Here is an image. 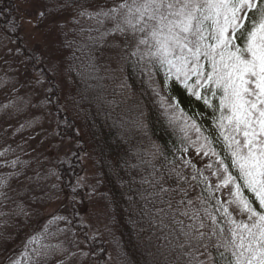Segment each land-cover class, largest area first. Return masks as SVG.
I'll use <instances>...</instances> for the list:
<instances>
[{
	"label": "trees",
	"instance_id": "1",
	"mask_svg": "<svg viewBox=\"0 0 264 264\" xmlns=\"http://www.w3.org/2000/svg\"><path fill=\"white\" fill-rule=\"evenodd\" d=\"M36 4L43 17L49 16L51 23L59 25L57 40L48 54L25 45L15 0H0V33L8 42L11 64L21 72L20 86L28 85L39 99L47 134L60 142L74 143L52 170L55 183L69 197V229L80 236L91 257L101 259L109 250L115 264H203L206 256L215 258L216 264H228L230 256L221 258L214 247L206 252L196 241L180 234L179 226L172 221L175 215L177 221H184L187 230L192 220L181 216L177 206L183 199L181 210L190 207L187 201L192 190L199 192V198L203 185L190 186L196 184L192 174L199 168L191 157L188 134L181 131L183 121L170 122L165 106L174 98L179 106L177 114L182 112L189 125L195 121L203 135L215 139L211 109L174 79L162 96L155 95L154 87L160 85L163 89V73L151 69L153 78L149 80L147 61L143 65L135 62L142 53L139 50L125 51L115 63L104 59L103 42L107 39L93 23H101L103 17L96 13L113 7L115 0H36ZM81 11L88 14L80 15ZM2 79L0 76V83ZM4 91L0 90V103L9 94ZM9 125V118L0 116V153H5L0 156V178H5L8 185L0 188V235L8 231L6 216L13 203L10 195L22 172L20 155L13 153L6 142ZM85 153L94 171L92 191L102 207V237L88 235L81 220L86 188L81 181L84 171L80 158ZM16 160L19 163L13 167L11 162ZM177 172L181 173L179 182ZM161 186L169 192L161 193ZM184 189L187 196L183 195ZM194 205L200 207L198 201ZM47 229V238L33 233L18 245L4 249L2 253H8L3 264H8L10 257L22 260L35 248L43 250L42 246H47L48 252L53 250L55 238L61 234ZM32 236L39 237L36 243L30 241ZM25 242L27 249L23 247ZM44 258H39L41 264L47 260Z\"/></svg>",
	"mask_w": 264,
	"mask_h": 264
},
{
	"label": "snow or ice",
	"instance_id": "2",
	"mask_svg": "<svg viewBox=\"0 0 264 264\" xmlns=\"http://www.w3.org/2000/svg\"><path fill=\"white\" fill-rule=\"evenodd\" d=\"M96 16L112 20L121 35L141 33L136 47L143 45L144 51L135 62L147 61L149 80L151 69L162 71L164 77L163 89H152L155 95L162 96L174 79L211 109L215 139L203 135L195 121L189 125L182 112L177 114L174 98L165 106L170 122L183 121L185 136L189 127L196 132L192 143L198 155L209 158L205 168L211 172V177L201 169L193 172L196 184L190 186L203 185L200 207L188 200L190 207L181 210L185 201L179 202V214L192 220L185 230L184 221L172 216L180 234L206 252L214 247L221 258L230 256L228 264H264V0H115L113 7ZM176 175L179 182L181 173ZM7 186L0 178V188ZM160 192L169 190L161 186ZM183 195H188L187 189ZM168 206L172 208L171 201ZM47 234L45 228L40 235ZM38 239L30 237L32 243ZM23 247L27 249L28 242ZM42 248L24 254L22 260L10 257L8 264H41L39 258L48 254L47 246Z\"/></svg>",
	"mask_w": 264,
	"mask_h": 264
},
{
	"label": "rangeland",
	"instance_id": "3",
	"mask_svg": "<svg viewBox=\"0 0 264 264\" xmlns=\"http://www.w3.org/2000/svg\"><path fill=\"white\" fill-rule=\"evenodd\" d=\"M15 5L20 15L21 35L27 48L45 51L48 54L57 40L56 33L59 25L51 23L49 16L40 17L41 8L37 6L36 0H15ZM93 26H98L101 33L104 32L103 38L107 39L106 43L103 42L105 60L115 63L125 51L137 50V37H140L141 33L121 35L115 30L113 21L105 17L102 18L99 25L93 23ZM7 44V40L0 33V76L3 77L0 90H6L3 93H9L0 103V116L9 118L10 125L6 128V142L11 145L13 153L20 155L22 172L19 173V178L15 181L10 195L13 203H11V210L6 216V219L9 220L8 231L0 235V264L4 263L8 253H2L4 249L18 245L30 234H41L46 227L56 229L57 234L61 235L56 236V246L48 252L49 257H45L44 259L47 260H43L42 264H115L109 250H106L103 257L98 260L89 254L82 255L84 252L88 253L86 246L80 236L69 229L71 221L70 208L69 206L67 208L69 197L63 195L59 184L55 183L52 170L56 161L60 160L74 143L69 140L60 142L47 134L39 99L33 95V91L28 88V85L20 86L21 80L18 77L21 72L16 65L11 64L6 51ZM139 51H144L143 45L140 46ZM51 53L48 55L49 59L52 57ZM14 72L18 73L13 77L6 78L8 74ZM5 81L7 82L5 83ZM10 92L14 95H11ZM4 102H7L8 106L1 105ZM187 134L194 165L203 170L205 176L211 177V172L205 168L209 158L203 154L198 155L196 147L192 143L196 141V132L191 129ZM220 149L221 146L217 148L218 151ZM80 159L84 171L81 181L83 187L86 188L85 208L81 220L88 235L98 234L101 236L104 218L97 193L92 191L94 171L86 153L82 154ZM215 182V177H212V183L215 184ZM198 195L199 192L193 189L189 200H192L193 203L198 201L200 206ZM55 217L64 219H55ZM239 218L237 215V219ZM99 260L102 262H97ZM203 264H212L211 257L206 256L203 259Z\"/></svg>",
	"mask_w": 264,
	"mask_h": 264
}]
</instances>
